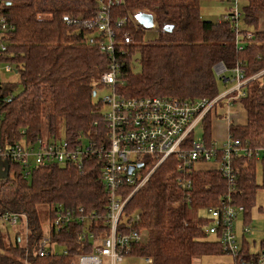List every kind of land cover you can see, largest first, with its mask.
Listing matches in <instances>:
<instances>
[{"label": "trees", "instance_id": "16d2710c", "mask_svg": "<svg viewBox=\"0 0 264 264\" xmlns=\"http://www.w3.org/2000/svg\"><path fill=\"white\" fill-rule=\"evenodd\" d=\"M99 1L7 0L2 8L12 26L10 37H4L8 41L5 60L15 65L23 91L15 94L16 84L10 82L0 88L1 143L45 135L84 147L93 143L96 150L81 163L56 161L28 173L12 163L11 175L0 181V213L24 212L28 230L13 234L12 226L0 233V264H76V256L92 250L85 230L89 227L91 232L101 233L102 222L93 213H106L109 196L102 181L103 163L96 151L107 139L108 130L105 106L94 92L102 88L100 76L109 68L110 60L89 43L95 31L76 22L92 18ZM201 1L126 0L112 9L113 18L151 13L158 32L154 39L145 40V28L128 25L121 30L132 36V43L118 53L122 77L118 89L128 98L212 99L220 95L218 80L224 81L230 73L219 75L216 66L221 63L230 70L238 65L249 79L238 98L247 110L248 121L245 125L232 121L230 134L253 149L262 148V152L259 157H233L236 181L232 187L216 169H195L192 187H180L173 157L149 176L127 203V213L140 214L135 227L147 233L128 254L150 257L152 264H199L197 258L226 253L216 236L209 238L205 229L211 221L200 211L232 196L245 206L244 223L250 225L257 192L264 190V72L257 75L264 71V0H220L235 5L242 1V10L239 8L237 20H223L224 13L216 21L202 18ZM166 25H173V30L165 31ZM249 32L251 39L246 36ZM135 56L140 65L137 72L133 68ZM203 122V138L210 141L209 114ZM259 163L261 183L257 181ZM142 172L145 175L149 171ZM126 189V194L132 190ZM42 205L49 208V225L59 207L83 208L89 217L87 223L74 219L49 229L52 246L64 247L62 253L53 252L52 247L47 255L37 252L43 231L49 227L45 228L40 218Z\"/></svg>", "mask_w": 264, "mask_h": 264}, {"label": "built area", "instance_id": "2783aa9c", "mask_svg": "<svg viewBox=\"0 0 264 264\" xmlns=\"http://www.w3.org/2000/svg\"><path fill=\"white\" fill-rule=\"evenodd\" d=\"M125 1L100 0L99 9L92 18L76 20L85 28L97 32L89 37V43L98 47L110 60L109 68L100 76L102 87L108 90L102 99L105 106L107 139L102 141L103 145L96 151V155L103 163L102 181L107 188L108 204L104 215L93 213V217L102 222V230L99 234L91 232L89 227L85 230L93 237L94 248L90 252L79 254L77 264H118L124 255L129 253L133 244L143 240V232L135 227L140 221L139 215L127 213V202L129 203L133 193L125 194L126 188L134 189L133 192L137 191L167 159L171 157L176 159V167L180 173L177 181L182 188L192 187L191 173L198 169L201 163L215 164L232 187L236 181L233 157L243 153H246L244 156L247 157L258 156L261 154L258 150L262 149H253L248 143L243 144L232 135H229L227 141L220 146L217 141L195 139L194 136L196 126L215 110L218 100L226 96L234 97V94L249 81L238 65L230 70L224 64L216 67L219 75L221 70L230 72L234 86L213 100L183 101L177 97L163 96L128 98L119 91L122 77L118 53L125 52V47L132 43V36L121 33V30L124 31L130 24L136 28L142 27L134 14L113 18L112 9L123 5ZM4 2L7 0H0V8ZM240 15L239 6L235 5L222 19L237 20ZM236 27L239 29L238 23ZM11 31L3 18H0V59L2 49L5 48L1 45L2 39L10 37ZM246 36L251 39L253 34L249 32ZM0 83L7 85L1 77ZM11 97L12 93L9 96L5 95L6 99ZM95 150L93 143L84 147L81 143L71 144L67 140L62 141L45 135L35 140L22 136L11 144H3L0 140V158L9 162V175L12 163L19 165L28 173L32 168L56 161L81 163L85 156ZM131 167H134L132 171ZM142 171L149 172L144 175ZM207 210L211 222L205 229L206 233L216 236L223 250L233 254L234 259H237L236 264H264V232L261 251L258 254L243 255L245 252L237 237L235 219L245 211L244 205L236 203L232 196H228L217 206L209 207ZM83 213V208L75 210L59 207L54 220L45 230L48 234L44 233L38 243V254L47 255L52 247L49 229L69 224L74 219L87 223L89 217ZM23 218L27 219L24 212L6 211L0 214V233L6 232L8 227L18 225ZM128 219L130 223L125 230L121 225ZM244 232L250 233L248 228ZM87 234L83 232L84 237L88 236ZM146 259L152 263V258Z\"/></svg>", "mask_w": 264, "mask_h": 264}, {"label": "rangeland", "instance_id": "374dc122", "mask_svg": "<svg viewBox=\"0 0 264 264\" xmlns=\"http://www.w3.org/2000/svg\"><path fill=\"white\" fill-rule=\"evenodd\" d=\"M242 4L243 2L239 1L238 6L241 10H242ZM234 6L235 4L231 1L202 0L200 12H201L203 19L216 21L223 15V13H225L226 9H228L229 7H234ZM263 21L264 19L262 20L261 27H264ZM239 24L240 26L244 27V24L242 21L241 22L239 21ZM130 25L132 26V24ZM142 29L144 28L142 27ZM144 30H145V33H144L145 40L154 39L158 35L157 29L154 27L151 29H144ZM95 34H97V32H95ZM137 58H138V55H137ZM133 68L135 72L139 71L140 69L139 61L136 59V56H135V60H133ZM229 75L230 73H228L226 76L228 77ZM1 76L6 82H10V84H13V83L16 84L15 94H19L23 91V85L20 83V77L18 73H16L14 70H8L5 67V63H2ZM233 86H234L233 82H228L225 84L223 80H218V87H219L220 95L229 91ZM107 92L108 90L106 88L104 87L99 88L95 98L101 99ZM204 131L205 130L202 124L197 125L194 131L195 139L202 138L204 135ZM262 172H263L262 164L259 163L257 166L258 183L262 182ZM255 203L256 205L252 208V221L250 222L251 230H250V233L247 234L246 236L250 242H253V240H255L256 243L253 249L255 251H258L260 249V244H261L260 242L263 237V230H264V190L263 189L258 190ZM200 212L202 216H205L206 218L210 219V214L208 213L207 209H203ZM39 214H40L41 221L44 227L46 228L49 225L48 206L47 205L40 206ZM243 221H244V215L240 213L238 215V218L235 220L236 233H237L238 239L241 235ZM25 230H27V219L23 218L18 225L13 226L12 232L13 234H15L17 231L27 233ZM146 236H147V233L143 232L142 238L145 239ZM209 238L214 239L215 235L209 234ZM52 250L54 252H59V253H62L65 251L64 247L58 246L56 244L52 246ZM197 259L196 260L199 264H235L237 260V259H234V255L230 253H222L218 255H206V256H203ZM118 264H152V263H149L145 256L137 255V254H125L123 257V260L119 262Z\"/></svg>", "mask_w": 264, "mask_h": 264}, {"label": "crops", "instance_id": "0c3cea01", "mask_svg": "<svg viewBox=\"0 0 264 264\" xmlns=\"http://www.w3.org/2000/svg\"><path fill=\"white\" fill-rule=\"evenodd\" d=\"M229 9L230 7L226 9L225 13L229 11ZM231 79H229V77L225 78L224 80L225 84L228 82H232ZM211 113L212 114H209V117L211 119L210 138L214 142L217 141L219 146L223 145L225 140L228 138L230 134L229 126L232 121H234L237 124H241V125L247 124V121H248L247 110L245 106L243 105V103L239 101V99H235V97H231V96L227 98L224 97L223 102L218 104V106H216V109L212 111ZM200 124H202V126L204 127V122ZM212 168H213V165L210 163L208 164L201 163L198 166V169H204V170H212ZM246 235L247 234L244 232L242 228L241 235L239 237V242L241 243L242 250L245 253L249 252L251 254H258L260 251H255L253 249L256 243L255 240H253V242H250ZM197 260H196V263H198Z\"/></svg>", "mask_w": 264, "mask_h": 264}, {"label": "bare ground", "instance_id": "6f19581e", "mask_svg": "<svg viewBox=\"0 0 264 264\" xmlns=\"http://www.w3.org/2000/svg\"><path fill=\"white\" fill-rule=\"evenodd\" d=\"M5 3V2H4ZM4 3H3V5L1 6V8H0V18H3V20H4V22L8 25V27L9 28H11L12 29V26L8 23V20H7V17H6V15H4L3 14V12H2V8H3V6H4ZM137 14V13H136ZM136 14H135V16H136ZM154 24H156L155 23V20H154ZM7 43H8V41H6L4 38L2 39V43H1V45H4L5 46V48H3L2 49V55H1V59H0V77L2 78V76H1V68H2V63H5V67L8 69V70H14L16 73H17V70H16V67H15V65L13 64V63H11L10 61H6L5 60V53L7 52ZM239 48L241 49L242 48V46L241 45H239ZM219 65H221V63L220 64H218L216 67H218ZM224 72L225 71H223V70H221V74H222V76H224ZM225 78V77H224ZM232 78V77H231ZM3 79V78H2ZM4 80V79H3ZM231 81L233 82V80L231 79ZM3 86V84L2 83H0V88ZM242 88V87H241ZM235 91V90H234ZM244 94V92H242L241 90L239 91V92H237L236 94H234V97H235V99H238L241 95H243ZM104 97V96H103ZM103 97L101 98V99H103ZM227 97H229V96H226V98ZM215 98V97H214ZM214 98H212V99H209V98H206V97H203V98H199V99H195V100H200V99H207V100H213ZM224 98V97H223ZM222 99V98H221ZM181 100H183V101H195V100H187V99H181ZM219 101V100H218ZM218 103V102H217ZM216 106H218V104H216L215 105V109H216ZM209 114H212L211 112L209 113ZM195 131V130H194ZM229 135H231V134H229ZM203 138V137H202ZM204 139V138H203ZM189 141V140H188ZM227 140H225V142H226ZM212 142H214V141H212ZM224 142V143H225ZM258 149V148H257ZM259 151V153H261L262 151L261 150H258ZM243 154H246V153H243ZM9 169H10V164H9ZM214 169H217L218 171H220L219 169H218V167L214 164L213 165V168H212V170H214ZM2 170V169H1ZM0 170V171H1ZM10 172V171H9ZM221 172V171H220ZM8 176H10L9 174H8ZM0 179H4V178H0ZM133 190L134 189H132L131 190V192H129V193H133L134 194V192H133ZM126 194V193H125ZM128 203V202H127ZM4 212H6V211H4ZM4 212H2V213H4ZM2 213H0V214H2ZM244 213V212H243ZM133 214H138L139 215V220H140V214L139 213H133ZM237 218H238V216H237ZM236 220V219H235ZM130 223V219H128L125 223H123L121 226H122V228L123 229H127L128 228V224ZM208 226H210V224L208 225ZM242 228L245 230L246 228H248V230L250 231L251 230V226L248 224H245V223H243V226H242ZM27 232V231H26ZM44 233H46V234H48V232L47 231H43ZM263 232H264V230H263ZM119 233V232H118ZM90 238V240L92 241V250H93V248H94V243H93V237H89ZM261 248H262V241H261V244H260V249L258 250V251H261ZM243 255H245V256H248V255H251V253H249V252H246V253H244ZM75 261H76V264H77V262H78V257L76 256V258H75Z\"/></svg>", "mask_w": 264, "mask_h": 264}, {"label": "water", "instance_id": "95a60500", "mask_svg": "<svg viewBox=\"0 0 264 264\" xmlns=\"http://www.w3.org/2000/svg\"><path fill=\"white\" fill-rule=\"evenodd\" d=\"M136 19L138 20L139 24L142 25L145 29H151L154 27V15L148 12H138L136 14ZM165 31H172L173 25H166L164 28ZM94 95H96V91L94 92ZM0 165H1V171H0V178H7L9 174V162L4 159L0 158ZM141 166V164L139 165ZM134 167L130 168V171H132Z\"/></svg>", "mask_w": 264, "mask_h": 264}]
</instances>
